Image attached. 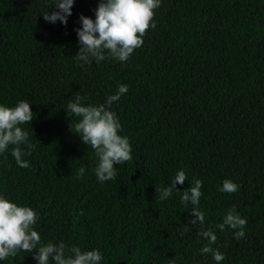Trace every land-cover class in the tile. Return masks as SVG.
I'll return each mask as SVG.
<instances>
[{"label":"trees","instance_id":"16d2710c","mask_svg":"<svg viewBox=\"0 0 264 264\" xmlns=\"http://www.w3.org/2000/svg\"><path fill=\"white\" fill-rule=\"evenodd\" d=\"M52 0H0V103H30L33 119L20 125L31 148L0 153V195L38 214L41 242L98 249L101 264H216L199 248L201 225L189 224L180 194L202 181L203 228L216 234L220 264H264V0H161L155 27L128 60L106 57L81 64L75 28L94 18L98 0H74L66 24L45 21ZM119 84L127 92L111 110L132 159L115 164L101 184L95 152L72 131L65 107L99 105ZM83 166L85 171L78 177ZM178 169L186 180L166 200ZM231 179L238 189H217ZM247 220L245 235L217 227L229 211ZM0 264H36L20 252Z\"/></svg>","mask_w":264,"mask_h":264},{"label":"clouds","instance_id":"9594fccd","mask_svg":"<svg viewBox=\"0 0 264 264\" xmlns=\"http://www.w3.org/2000/svg\"><path fill=\"white\" fill-rule=\"evenodd\" d=\"M74 0H52L55 11L43 12L45 21L66 24L71 14ZM161 0H98L94 10V18L81 14L80 27L75 28L79 50L72 56L77 62L90 64L110 57L124 62L128 60L135 48L143 43V36L150 26L155 27L154 9L160 6ZM126 84H119L114 94L108 95L99 105L80 103L82 97L77 95L64 108L68 116H76L72 124L74 132L80 140L90 146L95 152V166L92 171L97 181L103 184L114 179L115 164H122L132 159L131 144L126 135H121V124L114 111L111 110L113 101L119 100L127 92ZM33 112L30 103L19 100L14 106L0 103V153L11 145V155L16 164L22 168L29 167V162L22 159L25 154L21 145L31 148L29 134L20 125L30 122ZM81 166L78 177L84 173ZM186 180L183 169H178L171 182L165 187H156L158 199L163 201L169 198L177 184ZM202 181L193 178L190 186L180 194V201L186 207L190 204L189 224L201 225L198 235L207 243L200 248L201 254H210L211 259L220 264L224 254L212 247L217 237L211 228H203L205 215L199 205ZM231 179H224L218 187L222 193H232L238 189ZM179 191V190H177ZM38 219L37 212L30 206L20 205L0 195V262L8 257H16L20 252L30 253L36 264H101L102 254L98 249L82 250L78 245L66 248L63 242H41V236L33 227ZM247 220L239 214L229 210L217 225L223 230L225 226L234 229L233 238L239 239L245 235L244 225Z\"/></svg>","mask_w":264,"mask_h":264},{"label":"rangeland","instance_id":"374dc122","mask_svg":"<svg viewBox=\"0 0 264 264\" xmlns=\"http://www.w3.org/2000/svg\"><path fill=\"white\" fill-rule=\"evenodd\" d=\"M1 78H4V73H3V71H2V67H1V64H0V79Z\"/></svg>","mask_w":264,"mask_h":264}]
</instances>
